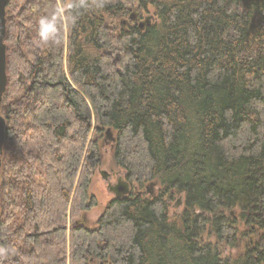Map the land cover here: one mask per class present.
I'll list each match as a JSON object with an SVG mask.
<instances>
[{"label": "trees", "instance_id": "16d2710c", "mask_svg": "<svg viewBox=\"0 0 264 264\" xmlns=\"http://www.w3.org/2000/svg\"><path fill=\"white\" fill-rule=\"evenodd\" d=\"M67 1L8 0L0 264H264V0H104L41 45L38 18ZM108 129L115 164L161 193L89 228ZM239 223L256 237L242 254L201 243L210 226L237 247Z\"/></svg>", "mask_w": 264, "mask_h": 264}, {"label": "rangeland", "instance_id": "374dc122", "mask_svg": "<svg viewBox=\"0 0 264 264\" xmlns=\"http://www.w3.org/2000/svg\"><path fill=\"white\" fill-rule=\"evenodd\" d=\"M70 2L71 0H68L66 6H68ZM134 10L137 11L138 8L135 7ZM139 12L141 14V18L145 20L146 17L154 14V9L152 6H149L147 10L139 9ZM128 16L129 15H127V17L116 19V25L113 26L116 34H120L122 31L127 30V28L130 27V25L124 27L121 24L123 19H128ZM104 150L106 149L104 148ZM102 159L103 160L101 165L99 166V168H97L94 174L90 188L91 193L96 197L98 201V205L95 208H93L91 211L83 213L81 217L82 222L89 228H94L97 226L99 218L103 214L106 206L112 200V194L107 190V183L104 181V178L102 177V175L99 173L98 170L101 169V170H109L115 172L116 170L120 169V167H118L113 161V157H111L107 151L103 152ZM147 183L148 182H146L145 185ZM180 196H183V194H176L174 199L171 201V207L173 211H175L174 209H176L178 213L184 209V203L181 204L179 207L174 208ZM239 213L240 212L238 209H234L231 212L232 216H235L238 220L240 218ZM238 228H239L238 231H236V241H235L237 247L230 248L229 246H226L224 243L219 242L216 235L214 233H211L210 226L207 227L205 233L202 235L201 243L216 246L222 258H228L231 257L232 255L242 254L245 251L247 241H250L252 244L255 242L256 237L251 236L248 232H246V229L244 228V225L242 223H239Z\"/></svg>", "mask_w": 264, "mask_h": 264}, {"label": "flooded vegetation", "instance_id": "af4514ba", "mask_svg": "<svg viewBox=\"0 0 264 264\" xmlns=\"http://www.w3.org/2000/svg\"><path fill=\"white\" fill-rule=\"evenodd\" d=\"M130 17H132L133 20H131ZM143 20L144 19L139 18L138 12H132L128 16V19L122 20L121 24L122 26L125 27L128 25L139 24ZM116 143H117V135L116 133H112V135H110L109 137L104 138L103 142L101 143V150L103 152L107 151L109 155L112 157L114 154ZM104 148L106 150H104ZM98 171L100 173L102 170L99 169ZM106 171L107 173L105 174V176L102 177L104 178V181L107 183V190L112 194V200L110 201V203L114 200H132L136 197L154 199L158 197L161 193V186L158 182H148L146 185L144 184V186H141L138 185L136 182L131 181L128 173L122 168L116 170L115 172L109 170ZM151 183L154 184L151 185ZM122 192L124 193L121 196H118V194H121ZM183 203H184V195L180 196L174 208L179 207ZM170 209H172V207ZM174 210L175 211H173L172 209L171 212H177L176 209Z\"/></svg>", "mask_w": 264, "mask_h": 264}, {"label": "clouds", "instance_id": "9594fccd", "mask_svg": "<svg viewBox=\"0 0 264 264\" xmlns=\"http://www.w3.org/2000/svg\"><path fill=\"white\" fill-rule=\"evenodd\" d=\"M104 0H72L67 7L62 3L54 4L51 9L41 15L37 21L36 37L41 45H58L62 40V28L68 11L73 16L82 11H89L91 7L101 8Z\"/></svg>", "mask_w": 264, "mask_h": 264}, {"label": "water", "instance_id": "95a60500", "mask_svg": "<svg viewBox=\"0 0 264 264\" xmlns=\"http://www.w3.org/2000/svg\"><path fill=\"white\" fill-rule=\"evenodd\" d=\"M7 4L8 0H0V104L2 103L3 96L7 89V52H6V44L4 42L6 33H7ZM152 16H148L145 20L141 21L139 23V27L141 30L144 29L146 24H149L151 22ZM131 20H133L132 17H130ZM5 119L0 113V167H1V155L3 153L2 147L4 143V132H5ZM111 135V129H108L106 131V137H109ZM102 176H105L107 173L106 170H102L101 172ZM154 183H151L153 185ZM124 192L121 194H118V196H121Z\"/></svg>", "mask_w": 264, "mask_h": 264}]
</instances>
